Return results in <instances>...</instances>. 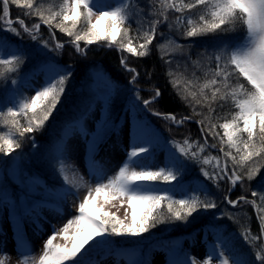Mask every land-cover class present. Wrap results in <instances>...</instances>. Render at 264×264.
<instances>
[{
	"label": "snow or ice",
	"instance_id": "snow-or-ice-1",
	"mask_svg": "<svg viewBox=\"0 0 264 264\" xmlns=\"http://www.w3.org/2000/svg\"><path fill=\"white\" fill-rule=\"evenodd\" d=\"M12 5L24 9V17H36L38 22L29 26L23 18L13 20ZM0 13V32L10 33L21 41L27 35L37 43L36 53L31 54L22 43L12 47L5 42L7 37L0 39V126L7 129L0 131V154L5 157L21 149L26 138L32 141L33 148L37 147L35 137L29 134L45 127L72 78L71 66H60L48 55L49 52L59 55L64 47L56 39L55 30L72 38L69 43L81 55L86 54L91 44L115 47L122 53L121 66L132 73L130 85H136L139 72L128 65L123 53L133 57L148 56L156 36L166 35L159 31L162 25H167V40L157 48L165 64L172 62L165 59L169 52L187 55L185 47H192L177 43L172 38L173 32L193 38L244 30L241 39L222 41L211 52L198 53L197 59L191 61L194 68L203 70V82L198 83L200 77L193 72L194 79H188L184 87L187 95L179 92L178 95L192 108L193 115L177 119L174 113L152 109L150 105L161 96L154 86L149 89L154 93L150 98H142L141 89L135 87L134 95L128 99V110L135 113L147 110L177 127L200 116L195 123L200 126L203 143L198 140L189 143V137L182 142L164 140L161 143L162 138L134 140L118 171L107 175V168L95 157L108 135L117 128L111 118L112 100L117 89L111 84L88 100L76 117L63 123L60 138L52 151L54 163L50 165L61 183L49 185L39 174L25 173L22 183L26 191L19 196V204L6 192H0V211L8 209L18 228L27 221L40 233L43 224L49 223L45 209L63 215V205L69 197H78L81 190L86 193L79 201L76 215L58 229L52 225V234L43 242L38 256L32 255L34 249L23 241L21 234L17 264H101L104 258L101 253L117 257L123 254L118 250L117 238H141L159 224L187 223L201 209H217V201L206 187L200 185L191 192L181 189L182 198H174L188 162L200 165L204 179L217 189L221 181L227 180L229 194L237 185L246 189L245 181H253L264 170V0H146L143 5L141 0H0ZM133 18L136 20L134 30L131 29ZM42 25L47 26L48 39L40 34ZM131 31L136 34L131 35ZM81 41L85 43L84 48L80 47ZM33 55L43 59L38 60L28 74L21 75ZM41 74L44 80L37 88L35 80ZM167 74L173 75L171 69ZM28 90L34 94L28 96ZM229 103L236 109L231 118H223L222 123L214 122L221 119L216 116V109H223ZM197 106L201 111H196ZM89 118L93 119V130L87 127ZM149 126L150 122L145 119L144 127ZM76 136L83 142L88 179L71 159L69 141ZM208 137L214 142L209 143ZM215 141L219 142L222 155H203L206 150L217 148ZM139 143L147 146H138ZM157 147L165 150L166 157L164 166L153 169ZM207 165H211V170L205 167ZM92 181H95L94 185ZM251 196L252 199L245 195L230 199L226 194L223 200L233 208L251 205L255 210L259 233L253 234L250 225L242 226L240 232L251 247L254 259L236 249L231 236L224 235L222 226L210 224L206 227L213 232L216 242L205 258L200 261L185 253L183 260H173L171 264H212L213 261L216 264H264V178L260 180V187L251 190ZM100 197L103 201L98 200ZM115 200L122 206L127 205L123 219L104 211L105 204ZM93 202L95 208L91 206ZM223 217L239 222L238 214L227 208L214 220ZM58 237L64 243L54 242ZM5 247V241L0 238V264H7L9 259Z\"/></svg>",
	"mask_w": 264,
	"mask_h": 264
},
{
	"label": "trees",
	"instance_id": "trees-1",
	"mask_svg": "<svg viewBox=\"0 0 264 264\" xmlns=\"http://www.w3.org/2000/svg\"><path fill=\"white\" fill-rule=\"evenodd\" d=\"M146 0H141L143 5ZM25 10L18 8L17 6H10L11 18L15 20L17 17L23 18L26 20V23L31 26L32 23H37L38 18L36 17H24L23 12ZM2 14V13H0ZM171 18V17H170ZM18 27V25H14ZM80 27V26H78ZM136 28V20L133 18L131 20V29ZM159 31L165 33V37L159 35L156 36L153 43L150 45V54L146 57H133L130 54L123 53L127 57V63L130 67H134L139 72V77L136 81V85H130L129 79L132 76V73L126 71L120 64V58L122 53L118 52L115 47L108 48L98 44L88 45L86 49V54L81 55L76 52L74 46L69 43L72 39L67 35L60 33L59 30H55L56 39L64 44V47L59 55L52 53L54 62L60 66H71V71L73 73L72 78L68 81L66 85L65 93L62 97L61 103L57 106L56 111L51 116L50 120L46 123L45 127L39 131L32 134L31 136L35 137V142L37 144L36 148L32 147V141L30 139H25L21 149H18L14 155L17 156L19 169L22 175L27 174H39V176L47 181V183H53L52 169L50 165L54 163L52 160V151L55 145V142L60 138L57 136V130L61 129V125L72 118V111L77 99L79 97V92L82 89L81 84L85 80L86 70L89 68L90 64H100L103 71L112 79L115 85H113L117 92L114 95L111 105V118L116 120L117 114L120 112V107L124 102V97L126 93H133L134 88L139 87L141 89L140 96L144 99L150 98L154 93L149 90L153 86L158 88L161 92V96L156 103L150 105L152 109H157L163 113H174L179 119L181 116L193 115L192 108L181 99V95H187L184 91L185 84L188 79H194L192 73L195 72L197 77H200L198 83H202L204 76L203 70L199 68H194L191 61L197 59V54L202 53L205 50L211 52L215 45L224 41H234L241 39L244 35V30L241 28L236 32L232 33H220V34H206L193 38H185L181 35L172 33V38L181 45H192V47H185L184 55L179 52H169L165 56V59L171 60V64H165L164 60L161 57V51L158 50L157 45L165 43L167 40L168 28L167 25H162L159 28ZM10 33L6 35L9 36V40L6 39L5 42L9 44L22 43L24 48L36 46L37 43L29 39L27 35L23 36L21 41L19 37L11 36ZM40 34L43 38L48 39L49 32L47 26L42 25L40 29ZM131 35H135L134 31H131ZM4 32H0V36H3ZM80 47L84 48V41L80 42ZM30 53V51H28ZM190 56V59L188 58ZM33 57L28 59L27 63L24 65L22 71L27 70L31 67L33 68L34 64ZM171 69L173 75L169 76L167 73ZM170 80L172 81L170 83ZM178 92L181 95H178ZM123 98V99H122ZM196 111H201L199 106H197ZM206 111V110H205ZM236 109L234 106L229 103L225 105L223 109H216V116L221 117L219 121H214L218 123L223 122V118H231V114L234 113ZM136 116L140 119H147L150 122L151 127H155L157 131L151 130L152 133H160L159 136L166 137V135L174 138L178 141L183 140L185 137H189V143L192 141H200L203 143L204 137L201 136L200 126L195 123V120L201 119L200 116H194L193 120L184 123L183 125L177 127L170 121H165L164 119L152 115L151 112L144 110L142 112L136 113ZM158 128V129H157ZM3 126H0V131H6ZM219 130V129H218ZM221 132V130H219ZM111 135V133L109 134ZM208 142L213 143L212 137H208ZM217 143L216 149H208L203 155H208L209 153L212 156H219V142ZM158 149V148H157ZM11 156V155H10ZM6 159L3 154H0V160L2 162ZM211 170V165L205 166ZM188 172L190 173L187 177H192L194 174L199 177V180L203 181L204 187L209 190V193L213 194V198L217 201L219 207L214 211L203 210L201 209L198 213H194L192 217L189 218L187 223L176 222L174 224H159L155 228L151 229L150 232L143 234L141 238H127L120 239L117 238V245L119 247H127L129 245H137L153 240L165 238L172 240L174 238L182 237L194 229L200 227L202 224H216L213 222L212 213L218 214L221 210L227 208L228 211L238 214L239 222H233V220L223 217L218 222L222 225H227L228 228L224 230V235L228 236L231 232L232 242L237 248L242 246L243 243L246 244L248 249L253 253L251 247L243 240L240 235L242 226H249L253 234L259 233V224L256 218V212L251 205H242L233 208L228 205L224 200V195L228 194L230 199H236L240 195H245L249 199H252L251 190H255L260 187V180L263 178V171L251 182L245 181L246 189H243L237 185L229 194L228 188L229 184L227 180L221 181L219 189H217L211 182L206 181L202 174L200 173V165H197L192 162H188ZM197 172V173H196ZM1 175V186L4 187L6 193L17 199V196L14 192L13 183L7 174L2 171ZM192 175V176H191ZM203 198V193H200ZM257 202L259 200L257 198ZM250 218V222H249ZM213 222V223H212ZM235 231V232H234ZM237 238V239H236ZM241 241V243H238ZM238 243V244H237ZM254 259V258H253Z\"/></svg>",
	"mask_w": 264,
	"mask_h": 264
},
{
	"label": "rangeland",
	"instance_id": "rangeland-1",
	"mask_svg": "<svg viewBox=\"0 0 264 264\" xmlns=\"http://www.w3.org/2000/svg\"><path fill=\"white\" fill-rule=\"evenodd\" d=\"M199 11V9L197 10ZM172 18V17H171ZM170 18V19H171ZM95 20V17H93ZM4 33L3 36H0V39L4 37L9 38V36ZM10 35V34H9ZM179 35V34H178ZM11 36V35H10ZM9 40V39H8ZM8 43V42H6ZM9 44V43H8ZM10 46L15 47V44H10ZM24 47V45L22 44ZM25 49L30 51L31 54L36 53L37 45ZM46 51V50H45ZM49 56H54L51 52L48 53ZM33 64L35 65L38 60L43 59L39 55H33ZM31 67L27 70L22 71L21 75L28 74ZM44 75H39L35 80V87L39 88L43 83ZM23 83V80L21 81ZM111 84L112 86L115 85L114 82L108 75L103 71L100 64L92 63L90 64L89 68L86 70V76L84 82L81 84V90L79 92V97L77 102L75 103L72 111V118L76 117L79 112L84 107L85 103L90 100L94 95L101 94L102 91L106 89V85ZM28 96L34 94L32 90H28L26 92ZM124 97V102L121 103L122 107H120V112L116 116V120L113 119L117 128L115 131L111 132V135H108V138L105 143L100 146V150L98 151L95 159L103 164L107 168V175H114L116 171H118L119 167L123 164V162L127 159V152L130 151L131 145L134 140L142 141L146 138H152L154 140H175L170 136L166 135V137L159 136L160 133H152L151 130L154 132L157 131L155 127H144L145 119H140L136 116L135 112H132L126 108L128 99L132 97L133 93H126ZM123 99V98H122ZM141 107H143L141 103ZM99 116V108L96 111V117ZM71 118V119H72ZM147 121V119H146ZM148 122V121H147ZM63 125V124H62ZM61 125V126H62ZM87 127L89 130L94 129V122L92 118L87 120ZM62 129V128H61ZM158 129V128H157ZM62 131V130H61ZM61 131L58 132L59 136ZM222 134V130H221ZM184 140V139H183ZM181 140V142L183 141ZM138 146H147L143 143H139ZM69 147L71 148V159L75 163V165L79 168L81 174L84 175L85 179H88V169L85 167L84 163V146L83 142L79 136L72 138L69 141ZM158 150L155 152V161L156 163L152 165L153 169L157 167L164 166L166 152L163 150L162 147H157ZM222 155V154H221ZM3 167L4 171L10 180L15 183L13 186L14 192L17 196V203L19 204V196L21 193L26 191L24 184L22 183L24 179V175L21 174L18 164V159L16 155L7 156L6 159L2 162L0 160V177L3 174ZM188 167V164H187ZM53 183H48L49 185H59L61 183L60 178L52 171ZM197 173V172H196ZM264 173V171H263ZM190 173L187 170L184 172L183 177L180 181V184L176 188V196L174 198L179 199L182 198L180 195L181 189H187L191 192L192 189L196 188L198 185L203 186L202 181H200L198 176H195L192 179H186V177ZM71 178V173H69ZM192 176V175H191ZM264 178V174H263ZM1 181V178H0ZM93 185L95 181H92ZM176 182H173L175 184ZM204 187V186H203ZM0 192H6L4 187L1 186L0 183ZM86 190H81L79 196H71L68 198V202L63 205V215H58L54 211L45 209L44 215L47 216L49 223L43 224L42 232L37 233L35 228L32 224L25 221L23 223L22 228L17 227V223L14 217L9 216L8 209H4L0 211V238L5 241L6 247L5 252L7 253L9 259L7 264H17V250L18 245L21 243V234L23 235V241L32 249H34L32 255L38 256L42 251L43 242L48 238L49 235L52 234L53 228L52 225H55L56 228H60L64 223L67 222L72 216L77 214L76 208L78 207L79 201L83 199ZM8 194V193H7ZM214 193H211L213 196ZM10 196V192L8 194ZM98 200L103 201V197L98 198ZM95 208V202L91 205ZM231 206V205H230ZM127 207L126 203L122 206L119 200L110 201L105 204L104 211L109 213H114L117 216L124 218L125 215V208ZM139 210V209H138ZM214 211L215 209H210ZM129 209V213H130ZM216 213H212L213 224L215 226H219V220H214ZM130 219V215H129ZM212 222V223H213ZM210 225V224H209ZM223 228L227 229V225H223ZM235 232V231H234ZM233 233L231 232L228 236H231ZM237 239V238H236ZM56 243H64L61 238H57ZM215 236L213 232L208 231L206 226H201L195 229L194 231L190 232L189 234L185 235L183 238H174L172 240H164V239H157L151 242H147L143 245H129L127 247H119L123 254L117 257L115 254L105 256L104 253H101V256L104 258L101 261V264H131L132 261H139L140 255H136L132 253L131 249H136L137 252H141V260L143 264L147 262V264H171L173 260L181 261L184 259L185 253L189 255V257L195 256L200 261H202L205 256L206 252L210 249L211 245L215 243ZM238 243H241L239 241ZM237 243V244H238ZM121 248V249H120ZM130 248V249H129ZM238 251H243L247 253L250 257L254 258V253H252L246 244L243 243L242 246L236 248ZM126 250V251H125ZM212 264H216L215 261Z\"/></svg>",
	"mask_w": 264,
	"mask_h": 264
}]
</instances>
